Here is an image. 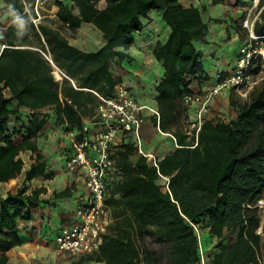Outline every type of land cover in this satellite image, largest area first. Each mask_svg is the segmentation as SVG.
I'll return each mask as SVG.
<instances>
[{
    "label": "trees",
    "instance_id": "16d2710c",
    "mask_svg": "<svg viewBox=\"0 0 264 264\" xmlns=\"http://www.w3.org/2000/svg\"><path fill=\"white\" fill-rule=\"evenodd\" d=\"M4 1L20 21H29L20 0ZM217 3L213 0L214 5ZM235 3L245 4L241 0ZM56 7L58 19L68 29L91 24L101 33L104 45L85 53L70 46L58 31L38 25L48 47L46 50L42 45V52L81 88L104 97L111 96L120 83L109 71V63L128 59L132 34L143 29L140 19L152 11L160 12L170 30L163 44H155L152 55L163 68V77L155 87L158 126L174 137L177 148L159 159L156 169L142 156L129 161L134 144L122 145L118 152L122 177L110 186L112 199L107 202L114 208L112 233L103 236L97 253L73 264L88 260L105 264H162L163 260L167 264H201L205 233L216 240V252L206 258V264H264V215L257 205L264 200V78L244 101L230 93L229 106L235 118L205 119L195 144L185 135L188 108L182 98L193 93L190 85L194 81L208 80L202 52L194 45L195 41L204 42L208 33L200 9L185 7L180 0H71ZM256 11L254 33L262 35L264 0L258 1ZM27 38L16 23L0 38L6 46L0 53V184L23 172L22 154L33 156L23 184L15 193L0 197V264H9L6 252L20 243L19 223L30 219L31 210L46 191L40 187L27 193V182L52 177L37 145L49 115L38 111L53 105L58 124L79 130L83 118H91L94 109L92 95L73 88L62 90L63 99H59L52 66L38 51L19 48L28 43ZM5 89H9L10 97L4 95ZM12 101L17 103L16 109H10ZM19 106L32 112L25 123L18 116ZM163 178L168 179L165 191L158 184ZM68 194L65 190L57 196ZM145 235H153L163 244L156 257L143 249Z\"/></svg>",
    "mask_w": 264,
    "mask_h": 264
},
{
    "label": "crops",
    "instance_id": "0c3cea01",
    "mask_svg": "<svg viewBox=\"0 0 264 264\" xmlns=\"http://www.w3.org/2000/svg\"><path fill=\"white\" fill-rule=\"evenodd\" d=\"M185 7L195 6L201 10V17L208 28V33L204 42L195 41V47L202 52V61H210V66L207 70L204 67L205 74L208 76V80L204 82L194 81L190 85V90L193 93L199 90H205L214 85V75L217 72H221L227 69L220 67L221 61L217 60L219 53L222 52L224 45L231 42L232 46H237L239 41L242 42L234 31V21L239 15H235V9L228 13V15H214L219 8L228 9L231 1L236 0H217V4H213V0H189V3H185V0H180ZM243 3H247V0H241ZM24 9V8H23ZM57 7L47 8L43 11L42 20L35 25L31 22L30 18L28 22H22L18 16L7 7L4 0H0V38L7 34V29L12 23H16L17 27L27 34L28 43L19 46L20 49H30L38 51L44 59L52 66V77L54 82L58 84V97L60 100L62 97V90L73 88L75 91H81L83 93H89L92 95V105L94 109L92 111L91 118H83L82 124L92 119L96 114L97 98L94 95L93 90L88 88H81L76 79H72L58 69L48 54H44L41 50L42 45L48 50V47L44 41V38L38 31V25L47 26L49 29L58 31L63 37H65L70 46L85 52L92 53L98 51L103 45L101 33L96 30L91 24L81 23L75 30L68 29L67 25L63 24L56 15ZM155 11L150 12L147 18H141L143 29L139 33L132 34L133 44L127 51L128 59L118 63L112 61L109 63V71L114 78H118L120 83L118 85H124L130 89L134 98L140 105L147 106L151 109L157 110V104L155 97L156 85L161 81L163 77V68L160 62L152 55V50L157 42L164 43L170 32L169 28L162 21V15H153ZM234 12V13H233ZM226 13V11H225ZM23 14L28 15L23 11ZM74 15H77V11H73ZM234 14V15H233ZM29 16V15H28ZM39 33L40 37L36 35ZM226 37H230L226 40ZM226 40V42H224ZM240 44H238L239 46ZM237 46V47H238ZM6 46L0 43V53ZM236 47V49H237ZM236 53V50H235ZM132 59V62L128 64V60ZM227 62L225 61V64ZM212 70H211V68ZM58 69L60 72H56ZM212 84V85H211ZM117 85V86H118ZM116 86V87H117ZM115 87V88H116ZM4 95L10 97L9 89L4 90ZM228 94L222 92L219 96H216L215 101L211 103L213 109H209L205 116V119H212L219 117L221 110H228L231 112L229 106ZM89 106V101L87 103ZM17 103L12 101L10 109H16ZM75 109L77 107L75 106ZM41 114L49 115L47 124L40 132V137L37 139V145L40 154L46 162L47 171L52 173L51 179H44L43 177H37L27 182V193H30L35 188H45V193L39 196V202L35 208L31 210L30 219L28 221H21L18 226V236L20 243L14 246L6 252L8 256L9 264H27L29 260L35 256L32 251L33 245H39L44 250V258L49 263L50 261H56V264H73L81 257L71 254H58L53 244L52 235H54L58 229L70 224L75 218V211L80 203L81 198L86 193L83 180L78 177L68 175L64 171V158L66 153L71 150L72 137L71 133L78 131L75 128L67 127L66 125H60L55 119V106H46L38 111ZM32 112L24 107H18V116L21 117L22 122H27L26 116ZM232 113H234L232 111ZM145 120L141 126V146L146 153L155 154L158 159L163 158L165 155L170 154L177 148L174 137L169 133H163L157 125L155 118L149 111L144 112ZM189 120H193L195 117V108L192 107L188 110ZM235 118V113L231 119ZM230 119V120H231ZM229 121V120H227ZM16 121L13 120L11 125L14 126ZM122 147L119 151H122ZM119 155V154H118ZM27 156L29 159L28 164L24 163L23 172L16 178L6 183L0 184V197H6L7 193H15L16 190L23 184L24 173L29 169V166L33 163V156L31 153L26 152L21 155ZM119 157V156H118ZM139 155L133 153L128 157L129 161L134 162ZM24 161V159H23ZM119 158H117V165ZM17 181H20V186H17ZM163 185L165 180L163 178ZM15 186V189L12 187ZM162 189V188H161ZM65 190L69 191L67 197H58L57 194ZM165 191L164 189H162ZM116 198V197H115ZM112 199L109 192V197L106 200V208L109 224L107 227V233H112V225H114L115 219L113 217L114 208L107 202ZM264 217V216H262ZM258 233H261V228ZM1 254V252H0ZM47 262V263H48ZM86 264H105L104 262H96L92 260L85 261Z\"/></svg>",
    "mask_w": 264,
    "mask_h": 264
},
{
    "label": "built area",
    "instance_id": "2783aa9c",
    "mask_svg": "<svg viewBox=\"0 0 264 264\" xmlns=\"http://www.w3.org/2000/svg\"><path fill=\"white\" fill-rule=\"evenodd\" d=\"M20 1L24 12L35 25L40 23L43 11L48 7L55 8L59 3H71V0ZM258 1L252 0L255 7ZM257 16L258 14L251 18L250 15H246L242 20V27L247 30V39L237 48L233 71L226 75L217 72L214 75L213 86L200 92L185 94L182 98L185 106L195 108V117L186 121L185 128V135L193 139L195 144L201 125L216 96L229 88L236 91L249 89L251 87L249 71L257 61L264 63V34L254 33ZM55 70L60 72L58 69ZM94 95L98 101L96 114L82 124L81 129L71 133V150L64 158V171L68 175L81 178L86 193L76 208L73 222L58 229L53 236V244L58 254L89 256L99 251L109 224L106 200L109 197L110 186L122 177L116 163L122 145L133 143L135 153L146 158L158 169V157L143 150L140 136L141 126L145 120L144 112H151L158 125L160 120L158 110L140 105L130 89L124 85H118L109 97L96 92ZM164 180L167 189L168 179ZM194 228L197 231V228ZM200 255L201 264H206L202 251Z\"/></svg>",
    "mask_w": 264,
    "mask_h": 264
},
{
    "label": "rangeland",
    "instance_id": "374dc122",
    "mask_svg": "<svg viewBox=\"0 0 264 264\" xmlns=\"http://www.w3.org/2000/svg\"><path fill=\"white\" fill-rule=\"evenodd\" d=\"M185 3L188 4L189 0H185ZM230 6L231 7L228 6V9H226V10L223 8H219L220 10H217L214 13V15H228L229 12H230L229 15H231V12L233 11V9H235V15H239V16L236 18V20H233L234 21V28L233 29L236 32L237 37L243 42L247 39V30L242 27V20L246 15H250L251 18H253L255 15H257V12H258V11H256L257 7H255L252 2L251 3L247 2L246 4H241V3L238 4V3H235L234 1H231ZM225 11H226V13H225ZM153 15H161V13L156 11L153 13ZM225 39L229 40V42L231 40L230 37H226ZM226 40L224 42H226ZM242 42L239 43V41H238L237 46H238V44H241ZM237 46H234V45L232 46L231 42L229 44L226 43V45H224L223 47L220 46V48H222L221 49L222 52L219 53L217 60L221 61L220 67H222V68L224 66H225L224 68L227 67L226 70L221 71V72H226L227 74H229L233 71V68L235 65V55H236L235 50L237 51V49H236ZM225 61L227 62V65H223V64H225ZM127 62H128V64H130L132 62V59L128 60ZM203 64L207 70H210V69H208L210 66V61L204 60ZM211 70H212V68H211ZM249 77H250V83H251L250 84L251 87L249 89H242V90L236 91L232 88H229V89H225V90L221 91L220 93L226 91V93L228 94V97H229L230 93H232L234 95L235 99H237L239 101L246 100L249 91H251V89L255 85H258L260 83V81L262 80V78H264V63L257 61L254 64L253 68L249 71ZM219 94L217 96H219ZM213 101H215V99ZM187 108H188V110L191 109L189 107H187ZM209 109H213L211 105H210ZM229 110L231 112H227L228 110L226 111L224 109L221 110L219 112V115H220L219 118H221L225 121L230 120L233 117L234 113H232L233 110L231 108ZM187 117H188V111H187ZM186 126H187V122L184 123V129L186 128ZM23 159H24V163L28 164L29 159L27 158V156H23ZM163 182H164L163 179H160L158 181V184L160 185V187L162 189L166 190V187H165V185H163ZM20 183H21L20 181H17L16 187L20 186ZM16 187L13 186L12 189H15ZM257 205L260 209V214L264 215V200H261V202H258ZM53 236L54 235H52L51 239H53ZM204 237H206V240L203 241V239H202V245H203L202 251H203L204 257L208 258L209 256H211L213 253L216 252V249L214 248L216 240L214 237H211V236L208 237V235H206V233H205ZM141 245H142L143 249L145 250V252H147L148 255H150L151 257H156L159 253L162 252L163 247H164L163 244L161 242H159L158 240H156L153 235H145L143 240L141 241ZM31 249H32L33 254L35 256H33V258L31 260H29V262L27 264H56V261H52V262L50 261V263H49L47 260H45L44 250L41 249V247H39V245L35 244L32 246ZM162 264H167V260H163Z\"/></svg>",
    "mask_w": 264,
    "mask_h": 264
}]
</instances>
